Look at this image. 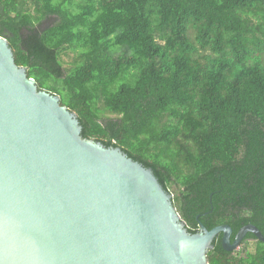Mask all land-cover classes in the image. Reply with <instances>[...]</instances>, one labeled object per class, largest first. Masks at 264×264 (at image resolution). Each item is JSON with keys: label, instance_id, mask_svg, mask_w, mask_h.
Listing matches in <instances>:
<instances>
[{"label": "trees", "instance_id": "trees-1", "mask_svg": "<svg viewBox=\"0 0 264 264\" xmlns=\"http://www.w3.org/2000/svg\"><path fill=\"white\" fill-rule=\"evenodd\" d=\"M0 36L85 139L154 172L191 233L264 234V0H0ZM251 239L238 256L220 235L209 263L264 264Z\"/></svg>", "mask_w": 264, "mask_h": 264}, {"label": "water", "instance_id": "water-1", "mask_svg": "<svg viewBox=\"0 0 264 264\" xmlns=\"http://www.w3.org/2000/svg\"><path fill=\"white\" fill-rule=\"evenodd\" d=\"M229 225L191 233L174 195L121 148L85 139L76 113L40 90L0 36V264H210Z\"/></svg>", "mask_w": 264, "mask_h": 264}, {"label": "rangeland", "instance_id": "rangeland-1", "mask_svg": "<svg viewBox=\"0 0 264 264\" xmlns=\"http://www.w3.org/2000/svg\"><path fill=\"white\" fill-rule=\"evenodd\" d=\"M76 1H79V0H76ZM55 23H56V17L48 18L44 21V23L42 24V27L52 26ZM74 59H75V54L70 50H65L61 54V61H62V65L64 69L70 68L74 62ZM173 191L176 193V189H173ZM246 250L250 252H254L255 251L254 242L252 241L249 242L247 246L242 244L240 248L236 250L235 252L238 256H241L245 254Z\"/></svg>", "mask_w": 264, "mask_h": 264}, {"label": "flooded vegetation", "instance_id": "flooded-vegetation-1", "mask_svg": "<svg viewBox=\"0 0 264 264\" xmlns=\"http://www.w3.org/2000/svg\"><path fill=\"white\" fill-rule=\"evenodd\" d=\"M232 236H233V234H232ZM234 239H235V238H234ZM252 240H253V239H251L250 241H252ZM231 241H232V238H231ZM233 241H234V240H233ZM233 241H232V242H233Z\"/></svg>", "mask_w": 264, "mask_h": 264}]
</instances>
